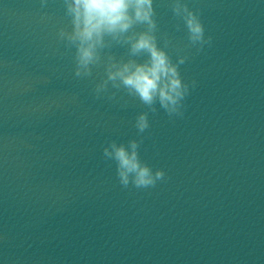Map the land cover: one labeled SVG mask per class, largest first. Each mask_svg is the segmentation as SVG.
<instances>
[{
	"label": "clouds",
	"instance_id": "9594fccd",
	"mask_svg": "<svg viewBox=\"0 0 264 264\" xmlns=\"http://www.w3.org/2000/svg\"><path fill=\"white\" fill-rule=\"evenodd\" d=\"M47 0H41L44 6ZM65 16L69 18L71 30L60 28L59 41L65 47L75 49L74 75L77 78L90 77L94 66L105 61V49L120 45L127 49V59H116L107 55L106 78L96 84L97 99L108 92L109 84L114 89H123L128 96L138 99L147 109L135 118V128L139 139L127 143L111 140L103 147L105 161L116 165L119 184L127 189L155 188L165 179L163 169L153 168L140 158L139 149L143 143V133L150 128L149 113L157 112L156 105L169 118L183 117L185 100L196 82H185L180 73V65L188 57L181 55L173 62L166 50L170 41L164 37L163 47L158 45V24L154 0H63ZM171 12L183 22L189 45L202 51L211 46L212 37L205 36V27L200 12L188 6L185 0H171ZM137 26L142 30L137 31ZM179 30L180 25H176ZM138 57H144L142 61ZM114 100L115 93L108 96Z\"/></svg>",
	"mask_w": 264,
	"mask_h": 264
}]
</instances>
